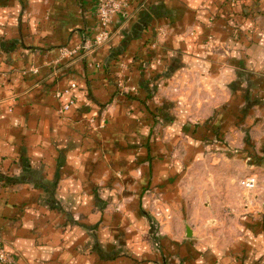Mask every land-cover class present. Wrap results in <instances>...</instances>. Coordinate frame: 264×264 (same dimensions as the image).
<instances>
[{"label":"crops","instance_id":"1","mask_svg":"<svg viewBox=\"0 0 264 264\" xmlns=\"http://www.w3.org/2000/svg\"><path fill=\"white\" fill-rule=\"evenodd\" d=\"M95 2L0 0V238L14 258L12 264H162L138 234L140 198L154 177L153 147L148 149L154 132L149 115H141L139 108L141 99L149 102V91L137 67L152 26L167 25L173 47L191 45L194 57H190L201 55L213 71L224 73L217 75V85L226 87L232 78L228 60L232 53L238 54L234 57L241 68L257 58L264 73V0L235 5L228 0H128L133 13L143 2L146 9L128 19L114 17L108 43L94 53L101 68H89L90 57H82L52 74L56 47L83 40L96 24ZM256 7L260 10L256 17L238 14ZM236 24L238 39L233 38ZM206 34L214 36L216 50L188 43L195 42L191 37L203 41ZM30 66L37 71L22 72ZM70 75L77 85L70 95L75 103L61 116L54 92L66 85ZM115 75L124 78L122 85L138 89L139 98L118 94ZM164 93L161 89L157 99ZM223 94L229 97L227 91ZM91 115L108 120L100 134H87L84 118ZM123 166L138 176L131 195L139 201L137 207L127 211L128 205L121 203L119 212L99 209L98 203L109 196L106 188H97L98 194L93 191L98 178L110 167ZM67 212L84 221L70 224ZM123 213L130 225L122 224ZM87 229H94L97 236L91 238ZM251 232L247 227L244 235H238L234 245L241 248L232 247L241 250L242 257L233 260L219 258L221 252L214 247L208 255L194 251L189 256L185 251L190 243L170 246L165 237L161 242L163 252L171 253V264H264V230L246 237ZM131 246L144 250L123 254L122 249Z\"/></svg>","mask_w":264,"mask_h":264},{"label":"rangeland","instance_id":"2","mask_svg":"<svg viewBox=\"0 0 264 264\" xmlns=\"http://www.w3.org/2000/svg\"><path fill=\"white\" fill-rule=\"evenodd\" d=\"M228 1L235 5L246 0ZM146 6L143 2L139 9H146ZM93 10L96 24L85 32L83 40L56 47L58 55L52 62V74L58 73V69L68 62L82 57H90L86 64L89 68H101L102 63L94 53L108 43L111 36L108 28L114 17L128 19L134 14L128 0H96ZM259 12L257 8L238 14L256 17ZM233 27L237 29L233 38L238 39L237 24ZM151 28L154 31L143 44L145 55L138 62L137 69L149 91V102L141 99L138 106L143 110L141 115H149L154 132L148 145V149L153 147V182L143 189L140 202H136L131 195L136 191L138 176L130 174L124 166L110 167L93 187L94 192L97 188H106L103 191L109 196L97 207L119 212L121 203L123 207L128 205L127 211L136 208L138 202L142 204L139 240L148 245L151 254L161 258L162 264H171L168 260L171 253L163 252L161 240L164 237L168 238L170 246L176 247L181 241L190 243L192 247L185 251L189 256L194 255V251L208 255L216 249L221 252L218 254L221 259L241 258L242 251H233L232 247L241 248L234 245L238 235H244L247 227L253 233L246 237L256 235L254 231L264 230V73L258 69L257 58L249 61L250 67L241 68V63L237 64L234 57L238 54L232 53L228 59L232 60V78L226 81V87L222 83L217 85V75L224 73L213 71L201 55L202 59L192 58L191 45L181 48L183 51L173 47L167 39V25ZM251 32L246 33L248 39H251ZM191 38L195 42L189 44L196 43L204 51L216 50L212 34H206L199 42L198 38ZM223 49L221 47L220 50ZM36 71L35 66L22 70L23 73ZM113 79L118 94L138 97V89L121 84L122 76L115 75ZM70 81H75L72 75L63 88ZM161 89L165 96L157 99ZM73 91L66 95L69 97L64 101L56 97L59 115L63 116L75 103L70 97ZM225 91L229 94L227 98L223 94ZM65 103H69L66 109L63 107ZM84 119L87 134H100L108 122L104 116L96 118L91 115ZM248 177L255 178L253 188L248 189L241 184ZM120 195L123 200H119ZM57 206L63 208L59 201ZM65 220L70 224L84 221L79 215L68 212ZM121 222L124 226L131 224L124 213ZM86 231L91 238L97 236L94 229ZM194 245L197 247L195 250ZM141 250H134L132 246L122 249L123 254Z\"/></svg>","mask_w":264,"mask_h":264},{"label":"built area","instance_id":"3","mask_svg":"<svg viewBox=\"0 0 264 264\" xmlns=\"http://www.w3.org/2000/svg\"><path fill=\"white\" fill-rule=\"evenodd\" d=\"M76 88V83L75 81H70L68 83V86L65 88L59 90L55 96L56 97H62L64 95H67L71 90H74ZM69 103H65L63 105L64 109L68 108ZM241 184L245 188H253L255 185V178L254 177H248L245 178L241 181ZM14 263V258L12 254L5 248L3 241L0 238V264H12Z\"/></svg>","mask_w":264,"mask_h":264}]
</instances>
